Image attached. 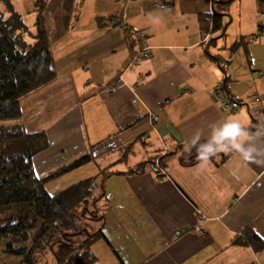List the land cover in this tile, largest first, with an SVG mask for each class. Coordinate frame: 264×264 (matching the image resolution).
<instances>
[{
	"label": "crops",
	"instance_id": "crops-1",
	"mask_svg": "<svg viewBox=\"0 0 264 264\" xmlns=\"http://www.w3.org/2000/svg\"><path fill=\"white\" fill-rule=\"evenodd\" d=\"M202 1L74 0L73 22L52 45L57 77L21 100L26 130L48 141L33 159L38 175L86 156L98 170L85 178L111 173L95 204L104 219L91 220L103 232L94 264H264L263 253L234 243L248 228L264 239V164L235 151L181 161L196 153L188 141L199 132L205 143L213 124L232 118L253 136L264 125V44L255 47L264 32L241 35L248 65L236 62L238 39L230 46L222 90L213 57L222 46L202 34L198 14L210 8ZM141 34L147 55L137 53ZM35 109L39 119H28ZM248 144L264 147V136Z\"/></svg>",
	"mask_w": 264,
	"mask_h": 264
},
{
	"label": "trees",
	"instance_id": "trees-1",
	"mask_svg": "<svg viewBox=\"0 0 264 264\" xmlns=\"http://www.w3.org/2000/svg\"><path fill=\"white\" fill-rule=\"evenodd\" d=\"M0 1L4 5L0 8V122L13 120L12 124L0 125V252L20 258L16 264H39L40 258H48L49 254L52 258L48 264H94L97 257L92 244L102 236V226L90 229L87 224L91 220L101 223L104 219L95 204L105 192L103 179L111 173L103 170L55 194L46 189L47 182L80 167L90 157L80 158L48 174L36 173L33 159L47 148L48 141L44 132L26 130L21 100L57 77L52 45L59 36L52 35L45 23L46 8L43 7L47 4H42L44 0L35 2L36 31L30 29L12 0ZM49 1L48 5H59L61 1L65 17L70 16L71 9L67 5L72 0ZM215 2L213 0V4ZM158 4L166 7L162 2ZM225 15L214 7L212 11L199 12L204 38L208 34L206 41L214 42L226 35L229 22H224ZM111 19L98 18L97 23L105 27ZM259 31L264 32V26L259 25ZM219 32V36L213 37ZM128 33L130 37L137 32ZM252 36L256 35L249 37ZM213 57L225 72L222 90L227 91L230 76L226 74V66L221 65L219 57ZM192 149L196 151L195 147ZM181 161L187 165L198 162L197 152L189 158L181 157ZM100 177H103L102 183L98 184ZM234 243L264 253V239L251 228Z\"/></svg>",
	"mask_w": 264,
	"mask_h": 264
},
{
	"label": "rangeland",
	"instance_id": "rangeland-1",
	"mask_svg": "<svg viewBox=\"0 0 264 264\" xmlns=\"http://www.w3.org/2000/svg\"><path fill=\"white\" fill-rule=\"evenodd\" d=\"M14 1L13 5L16 10H20V13L23 15V18L25 19L26 23L32 29L33 31H36L35 29V15L36 13H32V9L35 8V2L37 0H12ZM162 1L163 0H157ZM210 1V8L209 11L213 10V6L211 7V0ZM222 1H228V2H222ZM185 5L186 6H192L196 5L195 0H185ZM204 4V0L202 1ZM33 3V5H32ZM51 4L49 0H44L42 4H47L44 5L43 8L45 9V19H46V25L47 27L51 30L52 35L56 36H61L64 33L65 29H68L70 25L73 22V16L75 14V10L77 9V5L75 4L74 0L72 2L68 3V7L71 9L70 16L65 17V10L62 8V2L60 1L59 5H48ZM56 8H54V7ZM4 7L3 3L0 1V8L2 9ZM214 10L217 12H223L226 15L224 16V22H229L227 25V31L226 35L224 37L218 38L219 40V45L222 46L221 49V56L220 62L221 65H231V62L228 61V55L232 54L231 50V45L233 42L238 39L239 43L235 46L238 50L237 53H234L236 55V62L238 63L240 59L243 60V65L244 61L245 64L248 65L247 60H246V53H245V48H244V43H243V37L241 35L244 34H251V33H258L259 32V25L264 26V2H261L259 0H216L214 4ZM173 24V23H172ZM171 24V25H172ZM219 33H215L213 37L219 36ZM138 36V34H137ZM259 39L262 41L261 43L255 44V47H258L262 44H264V36H260ZM29 41H32V38L28 37ZM217 40V41H218ZM141 42V41H140ZM139 42V43H140ZM141 46V45H140ZM139 52V49L137 53ZM31 113L37 116L39 119V111L34 110L32 112H29V118H31ZM33 119V118H32ZM13 120L9 121H3L0 122V125L2 124H12ZM30 124L33 125L34 123L32 120L30 121ZM87 151V150H85ZM141 151L138 153L140 154ZM82 157H78L77 159H80ZM155 160V159H154ZM153 161V160H152ZM150 164V163H149ZM95 163L90 161V162H85L83 165H81L78 168L73 169V171L65 172L58 176L57 178H54L50 180L49 182L46 183V189L48 192L51 194H55L63 189H65L67 186L70 184L79 181V179L88 177L92 175L93 173L97 172L98 168L97 165L94 166ZM58 169L57 167H54L53 170ZM51 170V171H53ZM98 184H101V182H97ZM98 192V191H97ZM88 216H90L88 214ZM87 227L90 229H93L95 226L93 223L90 221L87 224ZM264 254V253H263ZM52 256L49 254L48 258L42 257L40 258V263L42 264L45 262V264H48V262L51 260ZM20 258H16L14 256H11L9 254H6L4 252H0V264H16L18 263Z\"/></svg>",
	"mask_w": 264,
	"mask_h": 264
},
{
	"label": "clouds",
	"instance_id": "clouds-1",
	"mask_svg": "<svg viewBox=\"0 0 264 264\" xmlns=\"http://www.w3.org/2000/svg\"><path fill=\"white\" fill-rule=\"evenodd\" d=\"M154 22L159 23V18L154 17ZM228 103L230 104L229 100ZM219 123V122H217ZM216 124L211 125L213 129L211 138L205 143L199 144L200 133L197 132L190 141H188L189 150L192 147L196 148L197 160L202 164H206L210 157L215 156L219 152H238L243 160L264 164V159H258V157H264V147L252 144L245 146V140L257 139L260 136H264V125L258 126V131L255 136L250 135L246 131L240 122L235 119L229 118L224 120L222 126L217 129Z\"/></svg>",
	"mask_w": 264,
	"mask_h": 264
},
{
	"label": "built area",
	"instance_id": "built-area-1",
	"mask_svg": "<svg viewBox=\"0 0 264 264\" xmlns=\"http://www.w3.org/2000/svg\"><path fill=\"white\" fill-rule=\"evenodd\" d=\"M206 37H207V36H206ZM145 39H146V35H145V34H141V35L139 36V40L141 41V46L139 47V51L141 52L142 55H147V54H148V50H149V48L146 47V46L142 47V46L144 45V40H145ZM220 95H221V98H220V99H221L222 102L224 103V106H226V107H230V104L228 103V100H227L226 95H225V94H220ZM150 116H151V118L154 119V120H156V119L158 118L157 114L154 113V112H152V113L150 114Z\"/></svg>",
	"mask_w": 264,
	"mask_h": 264
},
{
	"label": "water",
	"instance_id": "water-1",
	"mask_svg": "<svg viewBox=\"0 0 264 264\" xmlns=\"http://www.w3.org/2000/svg\"><path fill=\"white\" fill-rule=\"evenodd\" d=\"M235 102V101H234Z\"/></svg>",
	"mask_w": 264,
	"mask_h": 264
}]
</instances>
